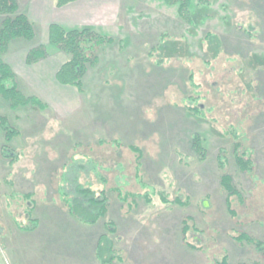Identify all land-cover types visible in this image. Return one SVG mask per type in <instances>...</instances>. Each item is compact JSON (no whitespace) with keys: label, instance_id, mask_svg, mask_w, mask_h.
Masks as SVG:
<instances>
[{"label":"rangeland","instance_id":"1","mask_svg":"<svg viewBox=\"0 0 264 264\" xmlns=\"http://www.w3.org/2000/svg\"><path fill=\"white\" fill-rule=\"evenodd\" d=\"M210 1L193 0L188 26L164 0H117L112 25L88 27L121 42L101 52L84 94L52 89L55 105L38 93L57 84L66 57L25 64L28 49L48 43L45 24L34 21L33 41L10 45L21 90L49 107L13 108L0 95V115L21 131L8 142L0 130V264H100L96 247L110 233L107 219L117 225L113 244L124 258L114 264H215L227 253L231 264H264L256 246L235 241L242 233L264 240V0ZM28 2L20 1L22 12ZM188 96L201 98L205 117L184 109ZM195 133L208 149L204 162L191 150ZM236 142L254 152L256 169L243 174L229 156L227 171L245 199L234 202L233 219L217 154L232 153ZM69 161L77 167L68 169L84 167V187L108 191V215L95 225L62 216L59 182ZM163 193L170 201L189 195L190 206L167 204ZM186 217L188 241L200 250L182 241Z\"/></svg>","mask_w":264,"mask_h":264},{"label":"trees","instance_id":"2","mask_svg":"<svg viewBox=\"0 0 264 264\" xmlns=\"http://www.w3.org/2000/svg\"><path fill=\"white\" fill-rule=\"evenodd\" d=\"M21 0H0V95L11 103V106H27L33 103L40 108H48L49 105L36 95L27 96L21 90V78L7 59L10 45L16 41L34 40L37 29L33 21L28 15L21 11ZM78 0H54L56 8H63L67 5L77 2ZM165 4L170 8L177 9L178 16L188 25L195 24L194 14L190 11L193 0H164ZM199 5H211L210 0H199ZM238 31L243 32L242 29ZM117 38L100 33L92 27H75L66 28L60 24L53 23L49 27V39L47 44L28 49L25 64L28 67L37 66L48 61L54 53H60L66 57V62L62 64L54 75L56 83L64 88L75 89L78 93L85 92V79L92 69L99 66L101 62L100 54L108 46L117 45ZM121 47L122 43H121ZM11 52V51H10ZM10 54V53H9ZM193 82V76H190ZM193 86L195 84H192ZM200 97L188 96L183 100V107L200 118L205 117L204 107L200 104ZM0 130L4 134V138L8 142H12L14 138L21 134L19 128L9 124L6 116L0 115ZM228 136L236 135L233 129L226 133ZM204 139L199 133L192 135L190 140L191 150L194 152L196 161L204 162L208 156V149L204 144ZM233 152L220 149L217 154V164L220 171L219 188L225 196L227 211L231 218L238 216L237 208L234 202L241 205L245 202L244 193L235 183L233 176L227 171L232 157L238 170L246 175L255 174L256 161L254 152L246 150L242 143L233 144ZM132 150L138 152L136 147ZM231 155V157H229ZM180 155V161L187 157ZM77 156L74 155L71 162L75 163ZM185 164V163H184ZM74 165V166H73ZM186 165V164H185ZM70 161L67 162L62 170L60 177V201L67 208V212L76 222L85 225H95L100 220L105 219L109 212L110 201L108 200V191L103 190L99 193L95 192L91 187H84L81 184L82 176L80 175L82 166L79 171L68 169ZM73 167L77 165L72 164ZM71 166V167H72ZM137 168V166H136ZM87 179V178H86ZM122 197V194L120 195ZM163 201L167 204H176L180 206H190V196L187 200L177 197L174 201L169 200V195L162 194ZM189 219L184 218L182 222V241L192 250H200L188 241ZM104 226L109 229V235H103L96 247V257L100 264H114L116 262L124 263V258L113 244L115 236L118 235L117 225L107 219ZM235 241L239 245L256 246V251L264 257V240H256L248 235L239 234ZM105 242V243H104ZM104 243V244H103ZM264 261V260H263ZM255 263V262H254ZM215 264H231L230 254L223 256L221 261ZM237 264H252V262H240Z\"/></svg>","mask_w":264,"mask_h":264},{"label":"crops","instance_id":"3","mask_svg":"<svg viewBox=\"0 0 264 264\" xmlns=\"http://www.w3.org/2000/svg\"><path fill=\"white\" fill-rule=\"evenodd\" d=\"M28 1H29L28 5L24 13L28 15L31 21L34 22L37 20L38 22H43L45 24V30L47 31L48 39H49V27L53 23L60 24L66 28L97 26L104 29L106 26L112 25L113 18H115L114 12H116L117 9V3H115L117 2V0H78L77 2L67 5L63 8H56L54 4V0H28ZM10 56L7 58L8 60H11ZM37 85H38L37 87L39 88H43L45 86L44 84H37ZM59 86L60 85L58 84H52V88L49 89L46 92V94H44L45 91H43L45 89L42 90V94L40 92L38 94L41 97H44L47 100V102H50L49 104L55 105L56 99L52 95L53 92L52 89L57 88ZM65 212L66 210L63 211L62 216L66 220L70 219L69 218L70 215L68 214V212L66 213Z\"/></svg>","mask_w":264,"mask_h":264}]
</instances>
